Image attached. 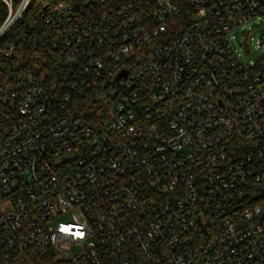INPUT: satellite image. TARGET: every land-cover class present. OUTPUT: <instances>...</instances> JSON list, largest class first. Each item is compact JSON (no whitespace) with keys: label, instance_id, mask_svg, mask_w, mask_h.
I'll return each instance as SVG.
<instances>
[{"label":"built area","instance_id":"obj_1","mask_svg":"<svg viewBox=\"0 0 264 264\" xmlns=\"http://www.w3.org/2000/svg\"><path fill=\"white\" fill-rule=\"evenodd\" d=\"M0 1V264H264V0Z\"/></svg>","mask_w":264,"mask_h":264},{"label":"trees","instance_id":"obj_2","mask_svg":"<svg viewBox=\"0 0 264 264\" xmlns=\"http://www.w3.org/2000/svg\"><path fill=\"white\" fill-rule=\"evenodd\" d=\"M37 1H40V0L34 1L33 5H35V2L39 3ZM6 15H7V7L2 1H0V25L3 22V20L5 19Z\"/></svg>","mask_w":264,"mask_h":264},{"label":"rangeland","instance_id":"obj_3","mask_svg":"<svg viewBox=\"0 0 264 264\" xmlns=\"http://www.w3.org/2000/svg\"><path fill=\"white\" fill-rule=\"evenodd\" d=\"M18 2V0H15V3H17ZM256 37H258V38H260V37H262V34L261 33H257V35H256ZM254 47V46H253ZM252 46H251V52H250V54L248 55V54H243V59L244 60H249V59H256L257 58V55H256V53H255V51H253V48ZM254 55L256 56V57H254Z\"/></svg>","mask_w":264,"mask_h":264}]
</instances>
